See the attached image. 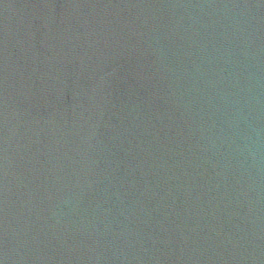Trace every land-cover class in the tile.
I'll return each mask as SVG.
<instances>
[{"label": "water", "instance_id": "obj_1", "mask_svg": "<svg viewBox=\"0 0 264 264\" xmlns=\"http://www.w3.org/2000/svg\"><path fill=\"white\" fill-rule=\"evenodd\" d=\"M0 264H264V0H0Z\"/></svg>", "mask_w": 264, "mask_h": 264}]
</instances>
